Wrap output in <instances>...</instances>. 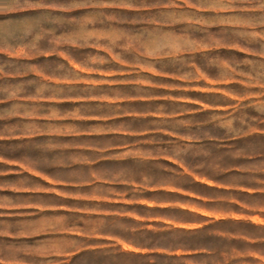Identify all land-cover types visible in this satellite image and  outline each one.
<instances>
[{
    "label": "rangeland",
    "instance_id": "1",
    "mask_svg": "<svg viewBox=\"0 0 264 264\" xmlns=\"http://www.w3.org/2000/svg\"><path fill=\"white\" fill-rule=\"evenodd\" d=\"M258 183L264 0H0V264H264Z\"/></svg>",
    "mask_w": 264,
    "mask_h": 264
},
{
    "label": "crops",
    "instance_id": "2",
    "mask_svg": "<svg viewBox=\"0 0 264 264\" xmlns=\"http://www.w3.org/2000/svg\"><path fill=\"white\" fill-rule=\"evenodd\" d=\"M104 162L105 161L102 160V163ZM129 165L133 166L135 169L137 167V164H134V163H131ZM61 168L68 171V173L75 172L78 174V172H81L80 176L75 175V176H72L73 178H61V181H60L61 184H66V185L69 184L70 186L74 184H79L80 180L85 181V182L87 181L90 183L93 181L95 177H97V174H99V173H96V171H94L95 169L98 170L99 168L93 167V164H91L90 161L85 162L83 160H80L77 162L75 161L73 162L69 160L67 163L61 165ZM90 168H94L93 172L91 174L90 172H88L86 176H83L82 171L83 170L87 171ZM190 174H191L190 171L184 170L183 176L185 175L189 176ZM91 175H93L92 178H91ZM167 187H168L167 189L169 190V187H172V186L167 185ZM180 189H182L183 193L186 194L185 195L186 197L187 196L190 197L191 194H194L193 202H189V203H197V204H194L195 206L193 204H182L181 209L183 210L184 214L191 215L192 209L202 207L200 205L212 203L215 201V197L207 196L206 194L204 193L202 194V192H199V191L198 192L192 191L187 186H183ZM149 190L152 193L158 192V188L151 186V185H150ZM230 192H231V195H234L233 198L235 199L231 201V205H232L231 211H232V217H234V221L239 219L240 213L246 215L247 226L248 228L252 230H249L246 236L243 238L247 240L249 247H252V246L254 247L253 251L256 256H260L264 258V184L258 183V184H255L254 186H248L245 191L243 190L241 192L237 188H231ZM239 192L245 195V199L241 198V200L243 199L242 201L243 203H245V205L240 203ZM157 206H158V203H156V205H152V207L154 208ZM239 206H241L243 210L242 212L239 211ZM165 207L167 209L170 208V206L168 205ZM202 209H205V208L202 207ZM175 221H178L181 224L192 223L190 220H183V221L175 220Z\"/></svg>",
    "mask_w": 264,
    "mask_h": 264
}]
</instances>
